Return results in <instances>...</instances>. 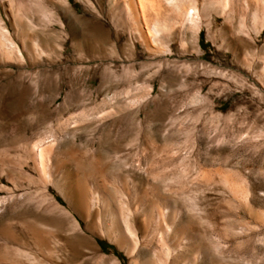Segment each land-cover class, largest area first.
<instances>
[{"label":"rangeland","instance_id":"rangeland-1","mask_svg":"<svg viewBox=\"0 0 264 264\" xmlns=\"http://www.w3.org/2000/svg\"><path fill=\"white\" fill-rule=\"evenodd\" d=\"M147 1L0 0V264H264V0Z\"/></svg>","mask_w":264,"mask_h":264},{"label":"bare ground","instance_id":"bare-ground-1","mask_svg":"<svg viewBox=\"0 0 264 264\" xmlns=\"http://www.w3.org/2000/svg\"><path fill=\"white\" fill-rule=\"evenodd\" d=\"M150 1V0H149ZM149 1H147V2H149ZM155 1V0H154ZM144 2H145V0H132V3H133V5L137 8V9H139L140 10V8L143 6V4H144ZM151 2V1H150ZM149 2V3H150ZM152 2H153V0H152ZM153 5H155L154 4V2H153ZM152 5V6H153ZM151 6V5H150ZM145 10V9H144ZM142 13H144V11L142 12Z\"/></svg>","mask_w":264,"mask_h":264}]
</instances>
